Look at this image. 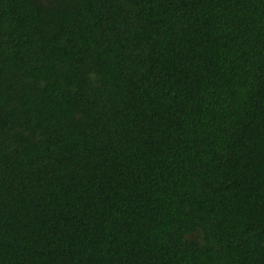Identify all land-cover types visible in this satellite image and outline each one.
<instances>
[{"label":"trees","instance_id":"obj_1","mask_svg":"<svg viewBox=\"0 0 264 264\" xmlns=\"http://www.w3.org/2000/svg\"><path fill=\"white\" fill-rule=\"evenodd\" d=\"M0 264H264V0H0Z\"/></svg>","mask_w":264,"mask_h":264}]
</instances>
